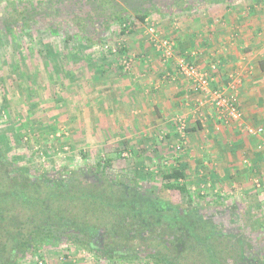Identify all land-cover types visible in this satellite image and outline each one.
<instances>
[{
	"label": "rangeland",
	"instance_id": "1",
	"mask_svg": "<svg viewBox=\"0 0 264 264\" xmlns=\"http://www.w3.org/2000/svg\"><path fill=\"white\" fill-rule=\"evenodd\" d=\"M45 1L0 0V25L5 20L16 23L14 19L19 17L15 10L23 7L30 9L32 5L43 16V19L31 20L29 28L14 27L10 33L4 29L0 32V144L7 155L22 165L49 172L59 170L64 165L83 166L85 163L94 164L101 159L112 158L114 170L121 178L136 179L157 189L163 185L164 175L180 169L184 178L179 183L185 184L191 195L206 192L203 195L209 199L217 194L225 197L229 204H243L242 196L246 189L237 192L236 188L227 185L218 194L212 182L203 184L196 172L197 165H181V157L190 145L187 116L175 118L173 125H176L178 137H175V144L169 147V154L167 150L163 156L151 153L154 149L149 142L143 143L145 140L140 142L145 144L144 147L126 146L128 140L133 141L136 132L132 124L133 117L143 114L148 120L153 106L148 103L153 100L151 95L155 93L153 84L156 79H162L161 75L169 66L177 69L180 59L187 60L177 54L171 59L162 56L161 40L174 42L165 35L166 32L158 29L160 24L157 21L161 22L162 19L152 18V23L147 26L130 18L133 28L129 27L124 34L123 26L115 24L106 33L102 43L87 45L77 36L72 24L60 19L53 21L46 16L43 5L38 8L37 5ZM235 10L244 12V17L261 21L264 19V0H247ZM176 22L181 21L178 19ZM51 27L59 28L58 32L54 33ZM151 27L156 30L158 40L150 35ZM238 35L234 34L233 37ZM150 44L152 48L155 47L154 53L149 49V54L148 50L146 54L141 52L144 46ZM126 60L129 61L128 68L124 64ZM215 72H218V68ZM220 81L215 87L226 88ZM135 97L145 100L147 106L144 113L138 112L139 107L133 106ZM197 103L198 106L192 109L195 121L202 116L204 107L201 106L205 104L208 107L205 110L215 112L220 120L206 97ZM178 119L185 121L184 139L178 131ZM225 124L233 127L226 122L222 127ZM138 132L141 133L140 129ZM128 136L131 138H126ZM173 140L161 139L166 144ZM254 187L255 184L250 190ZM181 199L183 205H188V197L181 196ZM21 264L149 263L143 257L133 261L110 262L104 257L78 251L71 246L46 245L37 256H27Z\"/></svg>",
	"mask_w": 264,
	"mask_h": 264
},
{
	"label": "trees",
	"instance_id": "2",
	"mask_svg": "<svg viewBox=\"0 0 264 264\" xmlns=\"http://www.w3.org/2000/svg\"><path fill=\"white\" fill-rule=\"evenodd\" d=\"M239 1L243 0H47L37 6L43 5L51 20L72 24L83 43L97 45L115 24L123 26V34L133 28L130 18L144 24L156 15L179 16ZM32 7L16 9L19 19L14 24L2 21L0 32L29 28L31 20L43 19ZM51 30L57 33L59 28ZM182 178L184 173L175 169L164 175L157 189L121 178L112 158L41 171L18 163L0 144V264H21L46 245L71 246L110 262L133 261L142 258L136 247H124L137 246L135 239L143 235L151 242L142 251L149 264H242L247 253L259 250L241 229L244 226L264 242L262 202L244 198L243 204H229L224 197L191 195L179 183ZM181 196L188 197V205L181 203ZM202 212L216 213L215 218L224 215L223 221L217 225ZM234 231H243L241 238Z\"/></svg>",
	"mask_w": 264,
	"mask_h": 264
},
{
	"label": "crops",
	"instance_id": "3",
	"mask_svg": "<svg viewBox=\"0 0 264 264\" xmlns=\"http://www.w3.org/2000/svg\"><path fill=\"white\" fill-rule=\"evenodd\" d=\"M246 1L230 6L214 4L207 10L185 12L179 16L156 15L147 19L144 24L149 26L152 18L162 19L161 22L157 21L160 24L158 29L166 32L165 35L175 42V55L183 56L215 76L217 81L213 83L214 87L218 86L220 79L226 86L224 89H228L233 78H240L242 84L238 101L244 114V124L264 129V19L256 21L251 17H244V12L235 10V7L239 8ZM178 19L180 23L176 22ZM234 34L239 35L234 38ZM153 48L150 44L144 46L141 52L146 54L148 49L153 52L155 47ZM212 64L217 65L218 72L211 71ZM161 77L153 84L155 93L151 95L153 100L148 103L153 105L148 120H145L146 116L143 114L133 117L132 124L136 132L132 137L133 141L128 140L126 146L144 147L145 144L140 142L145 140L143 143L149 142L150 147L155 150L150 151L151 153L163 156L167 150L166 153L169 154V147L175 144V137H178L176 125H173L175 118L187 116L190 145L181 157V165H197L196 172L203 184L212 182L218 194L229 185L236 188L237 192L246 189L243 198H257L263 202L264 133L250 136L239 127H229L226 124L222 127L224 122L218 120L215 112L211 113L210 109L206 111V104L201 106L204 107L202 116L195 121L192 109L198 106V100L205 97L200 95L197 98L198 94L196 95L192 85L177 73L174 66L167 67ZM144 102V99L135 97L133 106L139 107L137 111L144 113L147 106ZM201 102L203 105V101ZM138 129L141 133H137ZM142 137L145 138L141 139ZM161 139L174 140L166 144ZM257 180H261L262 187L256 188L255 185L250 190ZM214 197L221 196L216 194Z\"/></svg>",
	"mask_w": 264,
	"mask_h": 264
},
{
	"label": "built area",
	"instance_id": "4",
	"mask_svg": "<svg viewBox=\"0 0 264 264\" xmlns=\"http://www.w3.org/2000/svg\"><path fill=\"white\" fill-rule=\"evenodd\" d=\"M149 33L152 38L158 40V34L152 27L149 28ZM160 44V43H159ZM160 51L165 59H171L175 56V43L170 40H161ZM129 61H125L126 67L130 65ZM217 69L216 65L211 66V71L214 72ZM177 71L181 74L193 87V90L206 97L210 104L216 109L220 120L226 122L229 125L239 127L244 130L250 136H258L264 133L263 128L247 126L243 122V113L238 104V89L242 84L240 78H233L229 84V89H221L213 86L216 82V77L209 72L201 70L193 62L185 59H180L177 63ZM185 121L178 119L177 126L178 131L183 137H186V125ZM181 146L178 145V149ZM257 188H261V181L255 182Z\"/></svg>",
	"mask_w": 264,
	"mask_h": 264
},
{
	"label": "flooded vegetation",
	"instance_id": "5",
	"mask_svg": "<svg viewBox=\"0 0 264 264\" xmlns=\"http://www.w3.org/2000/svg\"><path fill=\"white\" fill-rule=\"evenodd\" d=\"M188 211V210H186ZM189 212V211H188ZM195 213H198L199 214V211L195 210L193 211ZM186 213V212H185ZM201 213V212H200ZM202 214H204V218L208 221H211V222H214L215 224L218 225V223H222L223 220H221V218H224V215H221L220 217L218 218H215V215H217L216 213H213V212H202ZM222 214V213H221ZM221 221V222H220ZM241 230H244L245 231V234H246V237L250 238V240L252 241V245L254 243H256V245L254 244V247L256 246V249L259 248V250H256L257 252H253V253H247V258L245 259V261L242 263V264H264V252H261L260 250L262 249V251L264 250V246H261V244H264L263 241H259L258 237L255 236L252 237L250 235V231H246L245 227L243 226V229ZM243 231H234V234H237L238 235V238H241V235H239L240 233H242ZM225 233H227L228 235L232 236L233 235V231H225ZM232 233V234H230ZM145 237H143L140 241L136 240V245L137 246H128L126 245L124 247V249L126 251H128L127 249L128 248H133V247H136V251L137 253L140 255V257H143L144 255L146 254H143L142 251L144 249H149L150 245H151V242H148L146 243V241L148 240V235H143ZM99 238V237H98ZM223 241V239L221 240ZM259 241V242H258ZM99 243H100V249L102 251H105L107 248H105V242H104V239L103 238H100L99 239ZM252 252V251H251ZM257 253V254H256ZM256 255V256H255Z\"/></svg>",
	"mask_w": 264,
	"mask_h": 264
}]
</instances>
